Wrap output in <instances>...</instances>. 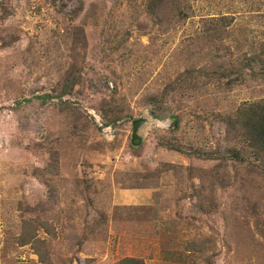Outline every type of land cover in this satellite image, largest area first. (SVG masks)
<instances>
[{"label": "rangeland", "instance_id": "rangeland-1", "mask_svg": "<svg viewBox=\"0 0 264 264\" xmlns=\"http://www.w3.org/2000/svg\"><path fill=\"white\" fill-rule=\"evenodd\" d=\"M261 98L264 0H0V264H264Z\"/></svg>", "mask_w": 264, "mask_h": 264}, {"label": "trees", "instance_id": "trees-1", "mask_svg": "<svg viewBox=\"0 0 264 264\" xmlns=\"http://www.w3.org/2000/svg\"><path fill=\"white\" fill-rule=\"evenodd\" d=\"M230 125L246 137L248 145L264 153V98L240 104L235 118L228 117ZM236 123V124H235ZM238 126V127H234ZM181 151V149H178ZM190 153L189 151H187ZM122 264H143L142 261L129 259Z\"/></svg>", "mask_w": 264, "mask_h": 264}, {"label": "water", "instance_id": "water-1", "mask_svg": "<svg viewBox=\"0 0 264 264\" xmlns=\"http://www.w3.org/2000/svg\"><path fill=\"white\" fill-rule=\"evenodd\" d=\"M138 123H140V120H135V121L132 122V125H133V126H137ZM132 141H133V143H135L137 140H136L135 137H133V140H132Z\"/></svg>", "mask_w": 264, "mask_h": 264}]
</instances>
